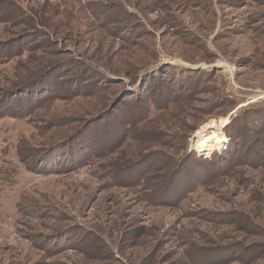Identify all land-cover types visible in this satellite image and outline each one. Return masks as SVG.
<instances>
[{
    "label": "rangeland",
    "instance_id": "374dc122",
    "mask_svg": "<svg viewBox=\"0 0 264 264\" xmlns=\"http://www.w3.org/2000/svg\"><path fill=\"white\" fill-rule=\"evenodd\" d=\"M7 1L0 264H264V129L243 110L264 109V0ZM185 69L184 96L102 148L121 85H101L140 95L139 76Z\"/></svg>",
    "mask_w": 264,
    "mask_h": 264
},
{
    "label": "trees",
    "instance_id": "16d2710c",
    "mask_svg": "<svg viewBox=\"0 0 264 264\" xmlns=\"http://www.w3.org/2000/svg\"><path fill=\"white\" fill-rule=\"evenodd\" d=\"M2 1L4 4L3 9L5 11H7V9H9L13 13H16V10L18 7H16V5L13 2L7 1V0H2ZM7 16H8V14H5V13L3 16V12L0 11V19H7ZM26 24L31 25V26L34 25V24L32 25L31 18H29L28 21H26ZM20 53H17V55H19ZM13 55L14 54H10V57ZM185 70H188V69H185ZM185 70H183L180 74H177L176 72H173V71L163 72L162 74L160 73L161 76L158 75L159 77H157V78H155L156 76H154V74H155L154 70L151 73H149L148 75L144 74L143 76H139L140 81H142V83L146 84L145 81H147L148 85L153 84V86L149 87L146 90V92H144V93L140 92L139 93L140 95L134 94V93L131 94L130 92L132 90L130 91L129 89L126 88L127 85L122 81L121 78L116 80V81L107 80V82L104 83V86L101 85V87H105L108 89L113 84L121 85L119 88L118 96L114 100L110 101L108 103L107 107L104 108V110H103V111H105V113L107 110L114 111V112H108L107 113L108 115L107 114L105 115L106 122L107 123L109 122L111 124L110 125L111 127L109 129H107L108 130L106 132L107 134H105V137H107V140L101 139V141H100V143H103L102 148L105 151H108V152L111 151L113 149V147L116 145V143L118 142V141L117 142L116 141L111 142L112 137L114 135L118 134L116 138H119L120 134H124V133L128 134L129 131L131 132L133 130L134 125L136 123L141 122L143 120H147L150 117V114L152 113L151 111H155V110H159V109L160 110L161 109H167L166 107H168V105L171 102H174V100L176 98H178V96H180V97L184 96V93L186 92L185 89L183 88L184 82L191 83L192 78L199 75L198 70H191V69H189L188 71H185ZM160 71H162V70H160ZM47 72L48 71H44L43 73H41V74L39 73L37 75H39V76L45 75ZM163 74L167 75V76H164ZM61 76H63V75H61ZM201 77L203 78L202 80L208 81L211 79L212 76L210 74H205V76H201ZM108 78H110V77H108ZM34 79H36V78H34ZM155 80H156V82H155ZM64 83L57 82V85L62 86V85H64ZM128 85L131 86L132 84L129 83ZM25 86H26V83H24L23 85H19L18 87H25ZM18 87H16V88H18ZM42 87L44 89L42 91V93H41V91H37L38 94L36 96H34L36 100H39V97L41 98V97H43V95L46 96L48 93H50L53 90V88L50 87L49 85H46V86L43 85ZM131 87H133V86H131ZM196 87H198V86H196ZM187 90H189V87L187 88ZM126 93H129L132 96L137 95L135 99L138 102H136V103H140L141 107L136 109V110H134L132 107L131 108H126V107L122 108L121 106L123 104L127 105V103L123 102L119 105V102L122 101V99H123L122 97L125 96ZM149 94H152V95L150 96ZM30 99H32V98H30ZM128 100L132 101L133 99L131 98ZM115 110H116V112H115ZM243 110H244V115L248 113L247 114L248 115L247 116V118H248L247 122L254 125L251 128V131H253V133L254 132L255 133H261V130H263L264 127L259 126L262 122V119L259 116H260V114H264V109L248 107V111H246V109H243ZM20 111L25 112V109H21ZM15 115H17V114H15ZM237 119H239V118H237ZM115 122H116L115 125H118V126L114 130L112 125H114L113 123H115ZM158 133L159 132H157V134ZM228 136L230 139H233V137H234L233 132H232V134L228 133ZM237 142L240 143L242 146L247 145V144L243 145L239 140ZM234 144H235V142H234ZM234 144L231 143L229 145V147L227 148L228 151L224 152V154H228L227 156H229L230 158H231L232 154H236V156L239 155V153H236L237 148L234 147ZM259 144L262 145L261 142ZM256 147H258V144H256ZM247 152H245V153H247ZM220 155H223V154H220ZM249 156H251V155H249ZM243 158H245V157H243ZM251 159L256 160L254 155H253V158H251ZM244 162H248V161L244 160ZM146 169H147V167L145 168V166H143L140 170H137L135 173V177H139L140 179L142 178L143 183H145L148 180V178L146 180H144V176L142 174L143 172H145ZM121 177L122 176H120V178Z\"/></svg>",
    "mask_w": 264,
    "mask_h": 264
},
{
    "label": "bare ground",
    "instance_id": "6f19581e",
    "mask_svg": "<svg viewBox=\"0 0 264 264\" xmlns=\"http://www.w3.org/2000/svg\"><path fill=\"white\" fill-rule=\"evenodd\" d=\"M223 141V135L221 133H218V131H215L213 133H210L206 137H202L198 140L196 148L199 150H209L211 146L218 144Z\"/></svg>",
    "mask_w": 264,
    "mask_h": 264
}]
</instances>
